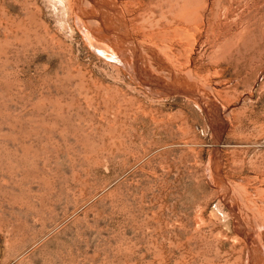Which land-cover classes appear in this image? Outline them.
<instances>
[{
    "label": "rangeland",
    "instance_id": "obj_1",
    "mask_svg": "<svg viewBox=\"0 0 264 264\" xmlns=\"http://www.w3.org/2000/svg\"><path fill=\"white\" fill-rule=\"evenodd\" d=\"M0 264H264V0H0Z\"/></svg>",
    "mask_w": 264,
    "mask_h": 264
},
{
    "label": "bare ground",
    "instance_id": "obj_2",
    "mask_svg": "<svg viewBox=\"0 0 264 264\" xmlns=\"http://www.w3.org/2000/svg\"><path fill=\"white\" fill-rule=\"evenodd\" d=\"M238 12V11H237ZM176 22V21H175ZM243 24V23H242ZM118 26V25H117ZM194 27V26H193ZM233 29V28H232ZM209 32V31H208ZM164 43V42H163ZM191 50V49H190ZM194 74V73H193Z\"/></svg>",
    "mask_w": 264,
    "mask_h": 264
}]
</instances>
